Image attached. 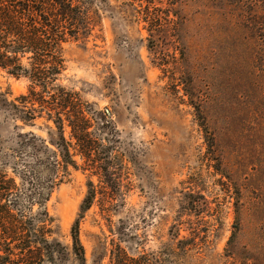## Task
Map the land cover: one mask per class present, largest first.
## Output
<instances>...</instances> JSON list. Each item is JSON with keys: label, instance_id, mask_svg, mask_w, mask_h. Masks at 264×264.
Masks as SVG:
<instances>
[{"label": "rangeland", "instance_id": "1", "mask_svg": "<svg viewBox=\"0 0 264 264\" xmlns=\"http://www.w3.org/2000/svg\"><path fill=\"white\" fill-rule=\"evenodd\" d=\"M89 2L92 33L67 46L59 83L111 114L118 185L71 167L47 176L44 151L21 138L32 132L52 149L46 119L20 128L0 109V171L15 179V213L36 214L55 180L48 240L71 251L92 182L80 222L86 264H264V0H152L151 28L135 0ZM27 92L26 80L0 72L10 102Z\"/></svg>", "mask_w": 264, "mask_h": 264}, {"label": "trees", "instance_id": "2", "mask_svg": "<svg viewBox=\"0 0 264 264\" xmlns=\"http://www.w3.org/2000/svg\"><path fill=\"white\" fill-rule=\"evenodd\" d=\"M89 1L0 0V72L28 82L27 94L15 101L10 102L0 93V109L21 122L20 128L35 127L38 119H46L52 149L32 132L21 134V138L25 148L44 151L41 166L47 176L67 173L70 167L82 169L99 177L104 188L113 191L118 185L115 176H119L115 163L121 162L115 155L121 143L120 132L110 113L96 109V105L84 101L81 93L59 83L68 70L67 46L85 42L92 33ZM151 1L138 0V7L136 0L129 4L134 16L141 15L149 28L157 22L150 15ZM35 140L42 144L39 149L34 146ZM54 186L52 179L32 204L40 206L36 214H17L15 179L0 171V264H38L45 258L66 261L71 256L76 264H86L80 222L93 205L95 187L89 182V192L71 229L73 243L69 251L60 242L48 240L53 235V219L46 202ZM29 210L32 212V207ZM126 261L121 258L116 264Z\"/></svg>", "mask_w": 264, "mask_h": 264}]
</instances>
